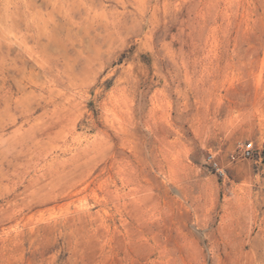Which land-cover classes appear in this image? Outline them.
I'll return each mask as SVG.
<instances>
[{"label":"rangeland","instance_id":"374dc122","mask_svg":"<svg viewBox=\"0 0 264 264\" xmlns=\"http://www.w3.org/2000/svg\"><path fill=\"white\" fill-rule=\"evenodd\" d=\"M0 264H264V0H0Z\"/></svg>","mask_w":264,"mask_h":264},{"label":"built area","instance_id":"2783aa9c","mask_svg":"<svg viewBox=\"0 0 264 264\" xmlns=\"http://www.w3.org/2000/svg\"><path fill=\"white\" fill-rule=\"evenodd\" d=\"M255 156V149L252 146V143H248L242 147L238 148V151L235 155L230 156V160L235 162L238 159H252ZM208 162L212 165L214 169L219 170V166L216 160H214L213 156L208 157Z\"/></svg>","mask_w":264,"mask_h":264}]
</instances>
